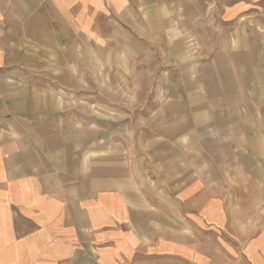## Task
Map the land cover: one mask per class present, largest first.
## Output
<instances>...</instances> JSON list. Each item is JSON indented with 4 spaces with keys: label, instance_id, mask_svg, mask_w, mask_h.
<instances>
[{
    "label": "rangeland",
    "instance_id": "rangeland-1",
    "mask_svg": "<svg viewBox=\"0 0 264 264\" xmlns=\"http://www.w3.org/2000/svg\"><path fill=\"white\" fill-rule=\"evenodd\" d=\"M233 1L128 0L93 21L98 38L66 23L15 78L114 185L201 177L235 214L264 215V1L236 19Z\"/></svg>",
    "mask_w": 264,
    "mask_h": 264
},
{
    "label": "crops",
    "instance_id": "crops-1",
    "mask_svg": "<svg viewBox=\"0 0 264 264\" xmlns=\"http://www.w3.org/2000/svg\"><path fill=\"white\" fill-rule=\"evenodd\" d=\"M95 1L0 0V264H264V215L235 214L201 177L158 178L151 193L114 185L112 166L66 143L24 90L32 81L15 78L43 65L66 23L98 38L93 21L128 5ZM262 1L234 0L225 14Z\"/></svg>",
    "mask_w": 264,
    "mask_h": 264
}]
</instances>
